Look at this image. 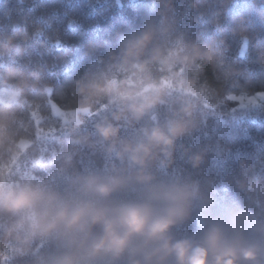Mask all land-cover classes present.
<instances>
[{
    "label": "clouds",
    "instance_id": "9594fccd",
    "mask_svg": "<svg viewBox=\"0 0 264 264\" xmlns=\"http://www.w3.org/2000/svg\"><path fill=\"white\" fill-rule=\"evenodd\" d=\"M42 34L0 32V264H264V171L236 180L247 205L217 214L213 185L177 166L179 154L200 169L210 149L180 142L230 97L264 106V92L226 91L237 73L223 69L224 40L145 30L58 104L22 62ZM201 62L223 69L218 86Z\"/></svg>",
    "mask_w": 264,
    "mask_h": 264
},
{
    "label": "trees",
    "instance_id": "16d2710c",
    "mask_svg": "<svg viewBox=\"0 0 264 264\" xmlns=\"http://www.w3.org/2000/svg\"><path fill=\"white\" fill-rule=\"evenodd\" d=\"M37 27L43 34L30 42L22 62L39 67L54 86L52 99L58 104L71 101L72 87L85 74L109 71L123 44L145 30L183 35L187 42L223 39V69L237 73L235 86L226 91L264 92V0H0V32L31 33ZM223 69L201 62L202 82L218 86ZM237 106L236 100H226L206 124L181 140L185 148L210 149L200 169L193 171L177 155L178 167L213 185L217 214L247 205L236 180L248 169L264 171V106L232 111ZM83 162L104 163L88 153ZM195 230L193 220L178 234Z\"/></svg>",
    "mask_w": 264,
    "mask_h": 264
},
{
    "label": "rangeland",
    "instance_id": "374dc122",
    "mask_svg": "<svg viewBox=\"0 0 264 264\" xmlns=\"http://www.w3.org/2000/svg\"><path fill=\"white\" fill-rule=\"evenodd\" d=\"M243 50H244V46L242 47L241 51L243 52ZM253 95H255V94H253ZM236 101L238 102V106L236 107L234 112H237L238 110H241L243 112H249V111L254 110V109L257 111V109L260 108V107H258V108H254V109H241V108H239V105L242 103V101L240 99H236Z\"/></svg>",
    "mask_w": 264,
    "mask_h": 264
},
{
    "label": "snow or ice",
    "instance_id": "6c2138e0",
    "mask_svg": "<svg viewBox=\"0 0 264 264\" xmlns=\"http://www.w3.org/2000/svg\"><path fill=\"white\" fill-rule=\"evenodd\" d=\"M229 99L235 100V99H236V97H230Z\"/></svg>",
    "mask_w": 264,
    "mask_h": 264
}]
</instances>
